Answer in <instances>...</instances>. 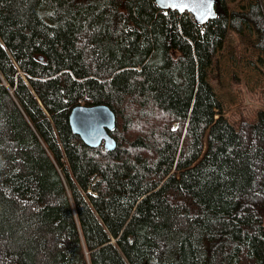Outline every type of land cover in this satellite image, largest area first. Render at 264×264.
I'll list each match as a JSON object with an SVG mask.
<instances>
[{
	"label": "trees",
	"instance_id": "trees-1",
	"mask_svg": "<svg viewBox=\"0 0 264 264\" xmlns=\"http://www.w3.org/2000/svg\"><path fill=\"white\" fill-rule=\"evenodd\" d=\"M215 12L0 0V264H264V113L233 126L208 82L264 12ZM99 104L112 152L69 126Z\"/></svg>",
	"mask_w": 264,
	"mask_h": 264
},
{
	"label": "rangeland",
	"instance_id": "rangeland-1",
	"mask_svg": "<svg viewBox=\"0 0 264 264\" xmlns=\"http://www.w3.org/2000/svg\"><path fill=\"white\" fill-rule=\"evenodd\" d=\"M224 1L230 11L241 12L258 2L264 12V0ZM256 45L253 31L245 29L239 35L229 30L209 71L208 82L221 104V114L235 127L241 121L253 123L259 112L264 113V52Z\"/></svg>",
	"mask_w": 264,
	"mask_h": 264
},
{
	"label": "water",
	"instance_id": "water-1",
	"mask_svg": "<svg viewBox=\"0 0 264 264\" xmlns=\"http://www.w3.org/2000/svg\"><path fill=\"white\" fill-rule=\"evenodd\" d=\"M216 3L217 0H155L162 11L187 14L200 26L216 18ZM68 119L72 133L87 147L95 149L103 145L107 152L115 150L116 142L109 134L115 128V115L106 105L75 106Z\"/></svg>",
	"mask_w": 264,
	"mask_h": 264
},
{
	"label": "built area",
	"instance_id": "built-area-1",
	"mask_svg": "<svg viewBox=\"0 0 264 264\" xmlns=\"http://www.w3.org/2000/svg\"><path fill=\"white\" fill-rule=\"evenodd\" d=\"M191 17V16H190ZM192 18V17H191ZM193 19V18H192Z\"/></svg>",
	"mask_w": 264,
	"mask_h": 264
}]
</instances>
